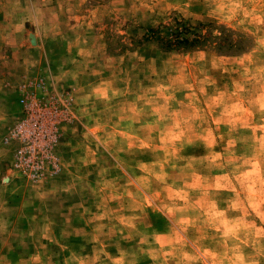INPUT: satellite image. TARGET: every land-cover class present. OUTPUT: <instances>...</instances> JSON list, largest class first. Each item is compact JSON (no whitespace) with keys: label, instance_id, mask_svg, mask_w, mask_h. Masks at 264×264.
I'll return each mask as SVG.
<instances>
[{"label":"rangeland","instance_id":"374dc122","mask_svg":"<svg viewBox=\"0 0 264 264\" xmlns=\"http://www.w3.org/2000/svg\"><path fill=\"white\" fill-rule=\"evenodd\" d=\"M0 264H264V0H0Z\"/></svg>","mask_w":264,"mask_h":264},{"label":"trees","instance_id":"16d2710c","mask_svg":"<svg viewBox=\"0 0 264 264\" xmlns=\"http://www.w3.org/2000/svg\"><path fill=\"white\" fill-rule=\"evenodd\" d=\"M170 31L169 36H164L160 28H147L142 36H130L126 40L113 41L110 37L106 41V50L109 54L120 55L126 52H133L145 44H154L162 52H191L205 47L209 40L208 37L200 34H191L192 27L183 19L178 20L172 17L167 26H164ZM228 36V34H227ZM213 47H219L215 40L218 37L210 36ZM232 47L235 46L232 40Z\"/></svg>","mask_w":264,"mask_h":264},{"label":"crops","instance_id":"0c3cea01","mask_svg":"<svg viewBox=\"0 0 264 264\" xmlns=\"http://www.w3.org/2000/svg\"><path fill=\"white\" fill-rule=\"evenodd\" d=\"M12 33V32H11ZM11 36V35H10Z\"/></svg>","mask_w":264,"mask_h":264}]
</instances>
